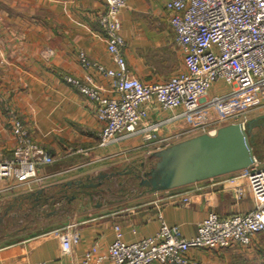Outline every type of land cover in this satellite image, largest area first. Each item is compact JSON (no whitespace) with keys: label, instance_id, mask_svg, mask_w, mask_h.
<instances>
[{"label":"crops","instance_id":"crops-1","mask_svg":"<svg viewBox=\"0 0 264 264\" xmlns=\"http://www.w3.org/2000/svg\"><path fill=\"white\" fill-rule=\"evenodd\" d=\"M169 1L127 0L120 13L127 43L124 57L131 73L143 82H162L185 69L178 59ZM106 9L104 0H0V149L10 157L15 146L11 110L32 139L56 159L40 168L42 181L16 186L0 182V207L9 222L27 204L52 222L47 232L30 233L23 227L17 238L0 241V264H84L88 253V264H108L116 225L127 243L156 234L162 219L192 238L210 212L229 216L255 207L251 193L239 200L235 195L237 187L247 186L246 169L169 190L142 186L136 196L111 194V187L100 188L101 182L84 183L92 172L118 168L123 161H139L144 168L160 150L141 138L102 146L103 124L95 101L64 79L72 76L114 94L112 79L94 66H84L79 57L84 52L91 62L116 68L100 24ZM228 92L227 85L218 83L208 95ZM187 192L190 204L172 197ZM74 229L80 241L63 253L59 235ZM190 255L199 264H264V234L256 235L249 246L193 249Z\"/></svg>","mask_w":264,"mask_h":264},{"label":"built area","instance_id":"built-area-1","mask_svg":"<svg viewBox=\"0 0 264 264\" xmlns=\"http://www.w3.org/2000/svg\"><path fill=\"white\" fill-rule=\"evenodd\" d=\"M104 1L107 9L100 24L116 68L91 62L84 52L79 57L84 66H94L112 79L114 94L107 95L80 79L64 76L67 83L95 101L96 116L103 124L99 135L102 146L141 138L163 149L195 133L214 135L220 128L211 127L214 121L166 133L162 129L235 96L258 95L264 101V0H170L167 3L173 13L170 22L185 69L162 82H143L131 73L123 53L127 43L119 19L128 2ZM218 83L227 85L229 92L208 96ZM167 114L168 117L163 116ZM8 115L15 146L10 157L0 149V182L16 186L42 181L40 168L53 164L55 157L32 139L18 114L10 110ZM157 135L160 138L155 139ZM246 171L247 186L237 187L235 195L239 200L251 193L255 201L251 211L229 216L210 212L198 224L197 234L192 238H185L179 227L162 219L156 234L127 243L116 225L108 264H199L190 255L193 249L217 250L235 243L251 245L256 235L264 234V166L256 157ZM187 193L172 197H182L184 204H190ZM59 237L63 253H69L81 235L74 229L62 232ZM90 259L88 253L84 264Z\"/></svg>","mask_w":264,"mask_h":264},{"label":"water","instance_id":"water-1","mask_svg":"<svg viewBox=\"0 0 264 264\" xmlns=\"http://www.w3.org/2000/svg\"><path fill=\"white\" fill-rule=\"evenodd\" d=\"M263 125L264 114L245 125L232 123L214 135L202 133L157 150L140 185L152 191L169 190L247 169L256 159L254 129Z\"/></svg>","mask_w":264,"mask_h":264},{"label":"rangeland","instance_id":"rangeland-1","mask_svg":"<svg viewBox=\"0 0 264 264\" xmlns=\"http://www.w3.org/2000/svg\"><path fill=\"white\" fill-rule=\"evenodd\" d=\"M181 53V52H180ZM179 53V63H183V57ZM222 88V87H220ZM222 90V89H221ZM209 96V95H208ZM264 114V101L258 95H242L232 97L221 103L218 106H211L203 109L201 113L192 116H185L183 119L173 122L164 129L162 133L170 131H178L187 129L192 126L202 125L203 123L216 122L213 128L226 126L237 121L248 122L251 119L257 118ZM168 117L169 114L163 115ZM255 136L253 138L254 150L256 157L261 161V166H264V125L261 128L254 129ZM198 135L195 133V136ZM160 138L157 135L155 139ZM154 162L150 160V165L140 168V162L129 163L127 161L121 162L118 168H104L98 172H92L89 176L84 177V183H103L100 188L111 187V194H123L124 196H136L143 187L140 185L143 174ZM99 193L97 188L92 191ZM100 191V190H99ZM5 211L0 207V241L6 242L11 238H17L20 234V228L29 227L30 233L47 232L52 227V222L42 214L39 209H33L29 204L25 206L22 213L18 216H11L10 222L4 216ZM6 221H4V218ZM10 233V235H9Z\"/></svg>","mask_w":264,"mask_h":264}]
</instances>
